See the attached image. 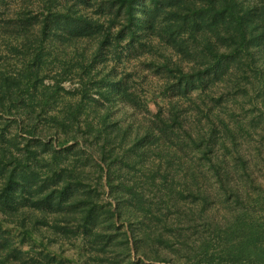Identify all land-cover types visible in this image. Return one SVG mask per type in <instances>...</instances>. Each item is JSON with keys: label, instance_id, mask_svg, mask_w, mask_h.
Wrapping results in <instances>:
<instances>
[{"label": "trees", "instance_id": "1", "mask_svg": "<svg viewBox=\"0 0 264 264\" xmlns=\"http://www.w3.org/2000/svg\"><path fill=\"white\" fill-rule=\"evenodd\" d=\"M45 235L264 264V0H0V264Z\"/></svg>", "mask_w": 264, "mask_h": 264}, {"label": "rangeland", "instance_id": "2", "mask_svg": "<svg viewBox=\"0 0 264 264\" xmlns=\"http://www.w3.org/2000/svg\"><path fill=\"white\" fill-rule=\"evenodd\" d=\"M68 86L70 87H74L75 84L73 83H67ZM141 171H136L135 173V178H129L126 182H130L132 179L133 181L135 180H141V178L143 177ZM125 178V177H124ZM132 181V182H133ZM160 178H158L157 183H159ZM146 188V187H145ZM144 188V189H145ZM152 188V191L148 192L147 189H145L146 191V195L148 196L149 199L158 201V197L155 198L154 194L156 193V188ZM105 198V197H104ZM106 200H109L110 198H108V196L106 195ZM111 200V199H110ZM112 201V200H111ZM103 202V199L102 201ZM175 213H170L169 214V219L172 220L175 218ZM121 225V224H120ZM122 226V225H121ZM125 228H127L126 224L124 225ZM124 227H120L121 230H124ZM201 231L199 232L200 234H195L192 236L191 238V242L197 240L199 236L201 235L202 229H200ZM45 236H41L43 238L40 237V240H43L45 245H40L37 246L36 248H33L30 250L29 253H24L21 255V259H19V261H16L17 264H29L31 263H36V264H94L92 261H90L86 256L82 255V249L80 248V245L82 244V242L80 240H78V238L72 239L70 241H66L64 243H60V242H56L54 240H51L49 237ZM196 241V242H197ZM199 243V242H197ZM194 248L197 246V244L193 243V245H191ZM24 247V250L28 248L27 245L22 246ZM187 250L184 254H181L180 256H177L176 259L178 258V264H201L200 263V259L201 256H195L193 255L192 257L189 258V255L193 254L191 249H185ZM44 252H49L51 254H54L57 258L56 262H47L44 261L43 263H41L40 258H42L41 253ZM158 264H165V263H159Z\"/></svg>", "mask_w": 264, "mask_h": 264}]
</instances>
